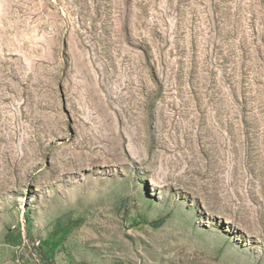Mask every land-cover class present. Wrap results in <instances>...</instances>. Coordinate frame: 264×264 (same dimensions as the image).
<instances>
[{
  "label": "rangeland",
  "instance_id": "rangeland-1",
  "mask_svg": "<svg viewBox=\"0 0 264 264\" xmlns=\"http://www.w3.org/2000/svg\"><path fill=\"white\" fill-rule=\"evenodd\" d=\"M0 264H264V0H0Z\"/></svg>",
  "mask_w": 264,
  "mask_h": 264
},
{
  "label": "bare ground",
  "instance_id": "bare-ground-1",
  "mask_svg": "<svg viewBox=\"0 0 264 264\" xmlns=\"http://www.w3.org/2000/svg\"><path fill=\"white\" fill-rule=\"evenodd\" d=\"M107 121L104 122L106 125ZM100 137L98 138L94 133H88L83 136L77 143L78 149L88 157L89 163H97L101 157V153L104 151V148L101 149L97 143L99 142Z\"/></svg>",
  "mask_w": 264,
  "mask_h": 264
}]
</instances>
